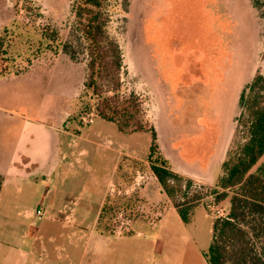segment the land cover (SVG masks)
I'll use <instances>...</instances> for the list:
<instances>
[{
  "label": "rangeland",
  "instance_id": "374dc122",
  "mask_svg": "<svg viewBox=\"0 0 264 264\" xmlns=\"http://www.w3.org/2000/svg\"><path fill=\"white\" fill-rule=\"evenodd\" d=\"M78 1L0 0L11 60L0 79V157L23 151L45 158L56 141L62 153L72 147L93 154L103 182L120 152L109 203L117 208L106 215L104 235L132 234L128 252L136 257L128 264H207L214 221L228 215L231 199L217 204L212 190L244 139L242 98L264 78V0H108L107 32L124 58L123 93L140 97L153 131L134 134L97 116L98 100L85 90L86 64L62 49ZM47 28L60 34L57 43L43 38ZM153 133L172 170L194 181L182 183L178 199L204 196L188 222L162 188L152 201L141 191L154 177L147 161ZM250 174L264 177V157ZM157 241L163 246L154 252Z\"/></svg>",
  "mask_w": 264,
  "mask_h": 264
},
{
  "label": "trees",
  "instance_id": "16d2710c",
  "mask_svg": "<svg viewBox=\"0 0 264 264\" xmlns=\"http://www.w3.org/2000/svg\"><path fill=\"white\" fill-rule=\"evenodd\" d=\"M108 0H79L73 7L74 27L62 42L64 53L74 62L86 64L85 90L97 99V116L114 123L123 133L153 132L144 123L145 112L140 97L123 93V53L118 42L109 37ZM51 44L61 36L49 28L42 32ZM5 37L0 35V78L10 74V59ZM243 96L240 124L244 139L223 163V175L212 190L216 203L230 199L227 216L213 224V238L206 254L207 264H264V177L250 171L264 157V78L259 77ZM152 173L184 222L204 196L182 194V187L194 181L174 172L160 152L156 133L147 159ZM121 171V165L118 173ZM4 179L0 176V193ZM101 209L96 229L108 234L104 222L115 208L109 203Z\"/></svg>",
  "mask_w": 264,
  "mask_h": 264
},
{
  "label": "crops",
  "instance_id": "0c3cea01",
  "mask_svg": "<svg viewBox=\"0 0 264 264\" xmlns=\"http://www.w3.org/2000/svg\"><path fill=\"white\" fill-rule=\"evenodd\" d=\"M48 147L53 151L45 158L23 151L0 157V264H128L136 257V250L128 252L132 234L104 235L96 229L106 198L115 191L122 154L106 165L100 182L93 154L72 147L62 153L56 141ZM160 189L154 176L141 191L152 201ZM160 246L163 242H154V252Z\"/></svg>",
  "mask_w": 264,
  "mask_h": 264
},
{
  "label": "built area",
  "instance_id": "2783aa9c",
  "mask_svg": "<svg viewBox=\"0 0 264 264\" xmlns=\"http://www.w3.org/2000/svg\"><path fill=\"white\" fill-rule=\"evenodd\" d=\"M37 215L40 216V217H42V216H43L42 211H41V210H38V211H37Z\"/></svg>",
  "mask_w": 264,
  "mask_h": 264
}]
</instances>
